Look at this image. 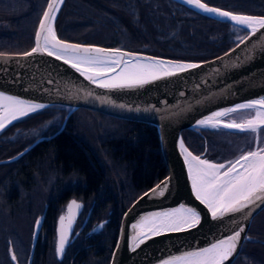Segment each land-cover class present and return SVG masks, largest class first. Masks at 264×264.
Returning a JSON list of instances; mask_svg holds the SVG:
<instances>
[{"label":"trees","instance_id":"obj_1","mask_svg":"<svg viewBox=\"0 0 264 264\" xmlns=\"http://www.w3.org/2000/svg\"><path fill=\"white\" fill-rule=\"evenodd\" d=\"M47 1L0 0V52L23 53L32 49ZM203 1L237 13L264 16V0ZM56 30L67 41L188 61L217 57L247 34L243 29L213 20L172 0H65ZM68 111L61 106L50 107L14 123L0 134V161L16 156L41 137H51L36 143L17 161L2 164L6 169L2 173L0 170V264H10L6 245L2 243L6 231L1 214L10 221L9 227L15 229L18 222L15 212L20 201L13 198L16 182L22 185L20 196L24 194L21 191L28 192L24 184L35 180L49 184L46 198L50 204L44 231L52 234L55 231L62 208L56 201L60 195L77 190L78 194L88 196V206L94 205V218H110L104 233L108 235L112 228L116 242L125 210L167 174L153 125L80 108L57 133ZM217 133L244 134L188 129L182 131V137L193 153L216 160L215 150L207 152V149L214 146ZM21 208L22 212L26 210L24 206ZM263 219L264 210L253 219L232 264H264ZM111 255L112 245L107 243L104 264H109Z\"/></svg>","mask_w":264,"mask_h":264},{"label":"water","instance_id":"obj_2","mask_svg":"<svg viewBox=\"0 0 264 264\" xmlns=\"http://www.w3.org/2000/svg\"><path fill=\"white\" fill-rule=\"evenodd\" d=\"M172 1L213 20L243 29L247 34L227 52L205 61L178 60L121 48L72 42L61 39L56 30L59 12L65 3V0H63V3L59 5V11L55 14L54 29L58 39L66 43L110 50L120 49L122 52L139 56L141 62L144 63L154 59L166 63L197 64L200 66L140 86L106 89L92 83L86 75L72 68L71 64L65 63L64 60H58L55 56L36 53L26 57L23 55L26 52H0L2 54L0 55V92L30 103L45 105L42 109L30 112L11 123H6V126L0 130V134L14 123L54 106H61L69 110L62 128L57 133L62 131L71 114L80 108L124 120L150 124L156 128L167 174L156 185L141 194L123 213L109 264H164L165 261L173 257L211 247L212 244L228 239L235 235L237 231H240L241 234L235 251L224 262V264H232L242 249L253 219L264 210V200H258L242 212L229 213L223 217L213 219L207 206L196 198L188 165L185 161L186 153L181 148V141H183L184 148L188 152L217 164H227L242 154L225 161L210 159L205 154H195L186 146L182 131L209 129L224 130L231 133H253L228 129L222 125L215 128L202 126L199 121L207 119L217 111H224L235 108L240 104L264 99V29H259L253 34L251 29L239 25L229 18L205 12L189 4L187 0ZM49 2L50 0L47 1L43 13L47 10ZM201 2L206 3L203 0ZM206 4L209 7L236 15L264 17L237 13ZM39 22L35 36L39 28ZM35 36L32 49L36 46ZM119 70L118 68L116 72L108 73V76L116 75ZM256 112L257 109L255 108L241 109L221 119L224 122L232 120L241 122L253 118ZM261 129H264V126ZM259 133H253L256 135V140ZM50 138L36 140L15 157L0 161V164L19 159L36 143ZM164 181H167L164 195L160 196L158 194L160 189H157V193L154 194L152 189L156 188L157 185L163 187L162 182ZM72 201L75 200L69 201L66 213L62 214L57 221V253L60 218H66V228L69 224L68 218H71V226L68 229L69 241L76 219L83 209V203L76 201L81 207L70 212L69 206ZM181 206L193 208L200 213L201 222L196 228L184 232H166L159 236H153L151 239H146L138 247L133 244V237L138 232V228L134 226L139 225L145 217L178 209ZM41 223L42 219L35 227L34 241L28 264L32 263L35 241L41 229ZM67 245L68 242L65 247ZM58 255L61 258L62 255L59 253Z\"/></svg>","mask_w":264,"mask_h":264},{"label":"snow or ice","instance_id":"obj_3","mask_svg":"<svg viewBox=\"0 0 264 264\" xmlns=\"http://www.w3.org/2000/svg\"><path fill=\"white\" fill-rule=\"evenodd\" d=\"M189 4L202 9L205 12L215 13L220 17H226L239 25L251 29L254 34L259 29H264V17L236 15L209 7L201 0H187ZM63 0H50L47 10L39 22V28L35 36L36 46L26 52L24 56H32L36 53H46L55 56L58 60H64L71 67L86 75L87 79L101 88H125L147 84L162 77L174 76L178 72L199 67L197 64H179L150 60L141 62L139 56L133 53L122 52L120 49L110 50L97 47H85L79 44H70L58 39L54 21L55 14L59 11V5ZM2 55V54H0ZM111 77L108 73L116 72ZM43 104H34L13 96H7L0 92V130L6 123H11L19 117L26 116L30 112L44 108ZM257 109L255 116L241 122L232 120L224 122L221 118L228 117L241 109ZM202 126L213 128L223 126L228 129L250 131L259 133L264 126V99L254 100L251 103L240 104L235 108L217 111L207 119L199 121ZM185 161L192 180V188L196 198L210 210L212 218H220L229 213L242 212L258 200H264V147L242 153L234 161L227 164H217L200 156H194L184 148ZM152 189V192L164 195L167 181L162 182ZM147 195V193H146ZM76 201H72L69 211L79 209ZM65 217L60 218V235L58 253L63 255L65 245L68 242V229L71 226V218L68 227H65ZM201 222L200 213L188 207L181 206L168 212L154 214L145 217L139 225L137 235L133 237V244L137 247L146 239L159 236L166 232H184L196 228ZM39 224V221L37 222ZM240 231L228 239L212 244L211 247L200 251L189 252L183 256L173 257L164 264H224L237 247ZM15 259V256H13Z\"/></svg>","mask_w":264,"mask_h":264},{"label":"flooded vegetation","instance_id":"obj_4","mask_svg":"<svg viewBox=\"0 0 264 264\" xmlns=\"http://www.w3.org/2000/svg\"><path fill=\"white\" fill-rule=\"evenodd\" d=\"M43 138H47V137H43ZM45 140H48V139H45ZM214 150H215L214 159L216 160H222L223 158L225 157L227 158L228 156H230V155H227L228 153H226L225 150L221 146L214 147ZM5 160H8V159H5ZM5 160H1V161H5ZM17 160H14V161H17ZM7 163H11V162L1 163L0 165L7 164ZM46 184L47 183L39 184L37 188H39L40 191L45 190L47 193L46 195H49L50 187L46 186ZM18 185L19 183L16 182L14 184L12 191H13V198L20 200L21 196L19 195L18 192H19V188H21L20 186L22 185L20 186ZM32 185H35V183H27V184H24L23 187L29 192L36 193L34 189L31 188ZM76 191L70 192L68 194L65 192L63 195H60L58 200H56L62 208L58 212L57 219H56V225H55V231L53 232V234L52 232L43 230V226L46 221L45 215H46V212L50 204L49 200L45 198L44 205H43L44 208L37 215V217L42 218V223H41V229L35 241L34 255H33L31 264H104L106 261L107 243L108 245H112V252H113V249L115 246L114 231L111 228L108 231V235L104 233L107 223H110V218L109 217L100 218V219L94 218L92 215L94 205L91 204L90 206H88V196L85 197L84 195H80ZM71 200L82 202L83 209L76 219L73 230L71 231V234L69 237L68 245L65 247L64 253L60 258L57 253L56 226H57L58 218L62 214L66 213L67 205L69 201ZM34 201L36 200L28 199V207L33 206L32 213H33L34 207L36 206L35 205L36 202ZM87 206L88 208H86ZM30 211H31V208H28L29 213ZM17 218H19V216ZM19 233H20L19 231L18 232L15 231L14 234L11 236L10 235L7 236V234L4 235L2 243L3 245H6L5 248L7 249V253H8V249H9L8 247L10 246L14 247V244L12 243V241H16L17 244H15V246L18 247L19 249H23L26 255L25 263L28 264L32 246H33V241H34V232L31 233L32 235H30V237L28 235L19 234ZM8 258H9V263L13 264V262L11 261L9 257V253H8ZM22 261L23 260L19 258L20 264H23Z\"/></svg>","mask_w":264,"mask_h":264},{"label":"rangeland","instance_id":"obj_5","mask_svg":"<svg viewBox=\"0 0 264 264\" xmlns=\"http://www.w3.org/2000/svg\"><path fill=\"white\" fill-rule=\"evenodd\" d=\"M255 136L256 135L253 133H244L242 135H235V134L226 135L225 133L223 134L217 133L216 136H214V138L216 139V141H214L215 142L214 146L208 148L207 152L214 149V147H217L219 143H220L219 146H221L225 150V152L228 153L227 155H235V156L241 153H244L245 152L244 150L250 147L251 149L249 151L255 150L258 147H264V129L260 130L259 136H257V140ZM5 169L6 167L4 165H0V170H3L1 171V173L4 172ZM33 183H35V185H32L31 188L34 189L36 193H32L29 191L28 192L21 191L24 194L21 196L20 201H18L17 203V206H19V209H17L15 213L17 215L16 219L18 220V222H17V225L15 226V229H11V227H9L11 226L10 221H8V218H6L5 215L1 214L2 225L4 227V230L6 231L5 235L7 234V236L9 235L11 236L14 234L15 231L16 232L19 231L20 232L19 234L28 235L30 237V235H32L31 233L34 232L35 230L34 228L36 227L37 222L38 221L39 223L41 222L42 218L37 217V215L39 214V212L43 210L44 201L48 195H46L47 193L45 190L44 192L43 190L40 191V189L37 188L39 184H42L43 182L39 180H35ZM46 186H49V185L46 184ZM27 199L36 200L34 202H36L37 208L34 207L33 213H32V209L30 213L28 212V207L26 205V202H28ZM23 206L26 207V210L24 209L22 212L21 207ZM18 216L19 218H17ZM12 243L14 244V247L13 246L8 247L9 248L8 253H9V257L11 261L13 262V264H20L19 263V258H20L21 260H23L22 263L26 264L25 263L26 262L25 252L23 251V249H19L18 247L15 246V244H17L16 241H12ZM13 256H15V259H13ZM2 264H5V263L2 262Z\"/></svg>","mask_w":264,"mask_h":264}]
</instances>
